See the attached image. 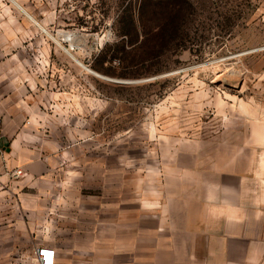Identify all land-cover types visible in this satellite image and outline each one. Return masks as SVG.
<instances>
[{"label": "rangeland", "instance_id": "rangeland-1", "mask_svg": "<svg viewBox=\"0 0 264 264\" xmlns=\"http://www.w3.org/2000/svg\"><path fill=\"white\" fill-rule=\"evenodd\" d=\"M142 3L148 36L123 41ZM0 104L3 145L32 153L5 150L3 175L23 171L42 218L133 205L186 140L238 141L264 115V0H0Z\"/></svg>", "mask_w": 264, "mask_h": 264}, {"label": "crops", "instance_id": "crops-1", "mask_svg": "<svg viewBox=\"0 0 264 264\" xmlns=\"http://www.w3.org/2000/svg\"><path fill=\"white\" fill-rule=\"evenodd\" d=\"M0 143L15 163L32 155ZM185 144L133 205L113 194L95 208L60 205L63 218H42L39 190L18 194L22 180L0 166V264H38L45 245L55 264H264V115L238 141Z\"/></svg>", "mask_w": 264, "mask_h": 264}, {"label": "trees", "instance_id": "trees-1", "mask_svg": "<svg viewBox=\"0 0 264 264\" xmlns=\"http://www.w3.org/2000/svg\"><path fill=\"white\" fill-rule=\"evenodd\" d=\"M130 6V5H129ZM128 6L126 12L123 14V16H121V20L123 18H127V22H126V27L127 28H121V36H126L124 37L122 40L124 41L126 38H136L139 36L140 32H144L145 30V35L148 36V25H147V21L144 20V15L142 14V12L144 13V3H142L141 6V16L137 15L136 13L133 12V10L130 9V7ZM176 12H172L171 13V23L174 21V26L177 25V20L179 19V16L176 15ZM180 28V26H177L176 29ZM143 29V31H142ZM147 29V30H146ZM162 32H164V29H161V32L159 34H161ZM158 34V33H157ZM145 41L143 40L142 42L146 43L147 42V37ZM131 43H133V40H131Z\"/></svg>", "mask_w": 264, "mask_h": 264}, {"label": "built area", "instance_id": "built-area-1", "mask_svg": "<svg viewBox=\"0 0 264 264\" xmlns=\"http://www.w3.org/2000/svg\"><path fill=\"white\" fill-rule=\"evenodd\" d=\"M3 134V119L0 113V140ZM5 148L1 146L0 143V165L5 164L7 166L6 158H5ZM23 174L21 169L14 170L11 174L13 176H20ZM36 257L38 264H55L56 250L48 245H45L36 251Z\"/></svg>", "mask_w": 264, "mask_h": 264}]
</instances>
